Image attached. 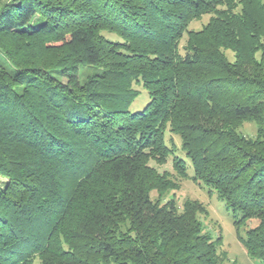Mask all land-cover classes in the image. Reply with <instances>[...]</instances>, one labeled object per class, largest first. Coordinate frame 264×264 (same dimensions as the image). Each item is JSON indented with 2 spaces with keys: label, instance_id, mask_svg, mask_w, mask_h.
<instances>
[{
  "label": "trees",
  "instance_id": "trees-1",
  "mask_svg": "<svg viewBox=\"0 0 264 264\" xmlns=\"http://www.w3.org/2000/svg\"><path fill=\"white\" fill-rule=\"evenodd\" d=\"M238 4L0 0V264H227L203 206L162 198L167 159L264 264V0Z\"/></svg>",
  "mask_w": 264,
  "mask_h": 264
},
{
  "label": "rangeland",
  "instance_id": "rangeland-1",
  "mask_svg": "<svg viewBox=\"0 0 264 264\" xmlns=\"http://www.w3.org/2000/svg\"><path fill=\"white\" fill-rule=\"evenodd\" d=\"M240 0H234L235 5H237L236 12H240L242 6L238 4ZM209 20L208 16H203L201 19L194 21L190 28L191 30L201 29L203 25L207 24ZM108 40L119 41L120 38L112 32H102ZM187 41V36L185 35L180 42L181 47H183ZM183 52V49H182ZM230 60L234 59L233 52H225ZM94 70H85L84 74H93ZM134 88L140 92L137 100L130 107L131 112L141 111L146 104L150 101L148 97V92L143 88L141 84H135ZM240 130L247 137H256L257 125L252 120H245L240 122ZM165 139L168 143V146L175 149L177 155L182 159H185L186 156L181 150L182 142L180 138L170 131L169 127L166 129ZM188 162V161H187ZM150 166L155 168L157 173L160 176H166L167 183L170 182L168 188H164L165 195L162 197L165 200L169 198H175L177 203L182 206L185 202H198L203 206L205 210L201 215L200 219L204 223L205 231L213 236L214 239L218 237L222 238V243H220V251L225 255V260L227 264H261L251 259L247 249L244 247L243 241L247 237V232L249 229L256 226L257 222L251 221L246 224L237 227L234 225L233 213L228 211L222 201L216 197V192H211L208 187L199 184L198 182L191 180L192 169H189L190 175L187 177H182L180 174L176 173L173 169L172 160L167 159L165 164H159L157 161L150 160ZM190 166V164H188ZM4 177H0V184L5 182ZM157 193H153L152 199H158ZM40 263L39 260L36 261Z\"/></svg>",
  "mask_w": 264,
  "mask_h": 264
}]
</instances>
